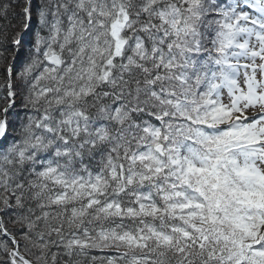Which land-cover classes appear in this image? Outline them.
<instances>
[{"label":"snow or ice","instance_id":"snow-or-ice-1","mask_svg":"<svg viewBox=\"0 0 264 264\" xmlns=\"http://www.w3.org/2000/svg\"><path fill=\"white\" fill-rule=\"evenodd\" d=\"M5 63L0 264H264V0H0Z\"/></svg>","mask_w":264,"mask_h":264},{"label":"trees","instance_id":"trees-1","mask_svg":"<svg viewBox=\"0 0 264 264\" xmlns=\"http://www.w3.org/2000/svg\"><path fill=\"white\" fill-rule=\"evenodd\" d=\"M21 2H23V0H21ZM36 2H38V0H36ZM20 9L19 8H16V11L18 12ZM33 26L34 27H37L36 25V22L35 20H33ZM11 53L8 54V63H11L12 62V56H10ZM19 59V58H18ZM16 60L14 63H15V66L17 65L18 61L19 60ZM7 66V64H0V83H3V69ZM6 95V93L4 91H0V109H2L4 107V100H3V97ZM17 108L19 109V106H17ZM21 251H23V249H21Z\"/></svg>","mask_w":264,"mask_h":264},{"label":"rangeland","instance_id":"rangeland-1","mask_svg":"<svg viewBox=\"0 0 264 264\" xmlns=\"http://www.w3.org/2000/svg\"><path fill=\"white\" fill-rule=\"evenodd\" d=\"M36 28L37 27H34L33 23H32L31 31L25 36V41H26L25 42V46H24V48L22 49V51L20 53V56H19V59H18L19 61H18L17 65H16V71L17 72H19L21 64H22V62H23V60H24V58H25V56L27 54V51H28L27 42L31 39L32 33L36 31ZM10 56H12V55L10 54ZM13 62H15V61L12 60L11 63H13ZM17 106H19V97L17 98Z\"/></svg>","mask_w":264,"mask_h":264}]
</instances>
